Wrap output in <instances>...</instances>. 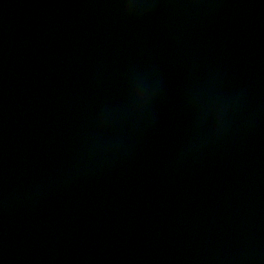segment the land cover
Here are the masks:
<instances>
[{"label": "water", "instance_id": "95a60500", "mask_svg": "<svg viewBox=\"0 0 264 264\" xmlns=\"http://www.w3.org/2000/svg\"><path fill=\"white\" fill-rule=\"evenodd\" d=\"M0 264H264V0H0Z\"/></svg>", "mask_w": 264, "mask_h": 264}]
</instances>
